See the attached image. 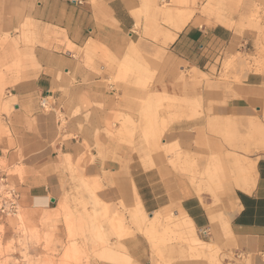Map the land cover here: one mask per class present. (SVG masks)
Segmentation results:
<instances>
[{
    "label": "crops",
    "instance_id": "0c3cea01",
    "mask_svg": "<svg viewBox=\"0 0 264 264\" xmlns=\"http://www.w3.org/2000/svg\"><path fill=\"white\" fill-rule=\"evenodd\" d=\"M241 1L245 2L231 0L229 6L234 9ZM251 1L264 19V0ZM208 7L204 14L209 13ZM144 8L141 0H0V161L5 163L0 166V185L15 190L24 223L37 227L45 213L58 208L65 191L73 188L72 167L84 182L102 185L94 204L136 210L140 202L142 216H151L154 224H162L160 218L168 209L176 213L182 209L175 215L176 228L186 235L197 231L204 243L192 236L190 242L209 246L203 248L204 254L215 247L222 256H239L240 263L235 264H264V158L245 162L235 153L222 154L223 145L212 143L209 146L225 159L217 160L221 166L210 162L198 169L190 146L165 144L179 148L173 152L176 157L166 167L149 170L143 155L116 146L113 135L124 124L127 128L148 125L157 102L168 97L196 100L197 91L176 85V80L188 72L194 80L214 75V68L220 73L217 61L223 62L240 45L234 32L222 25L228 23L223 13L211 20L195 15L192 7H162L160 14L172 25L164 29L145 19ZM213 21L221 24L207 25ZM202 22L207 24L195 25ZM154 31L157 41L147 38ZM256 42L254 34L253 47ZM123 66L128 81L114 83ZM150 71L157 80L153 87L145 81ZM200 95L205 110L216 112L222 120L229 118L226 128L260 126L252 113L264 105V75L250 74L233 89V97L210 88ZM215 122L209 124L212 131L226 136V128L215 130ZM172 126L168 140L188 144L196 139L194 128L204 124L186 118ZM167 128L147 140L146 152H154L158 166L171 154L159 150L158 144ZM259 132L264 136V130ZM201 141L206 143L207 135L199 130L195 143ZM254 149L262 151L264 146L254 145ZM172 170L180 175L173 181L179 188L174 195L169 193L172 182L163 178ZM191 186L197 194L207 186L215 198L217 186L228 192L237 189L235 208L227 200L220 209L212 207L210 199L201 201L191 195ZM134 222L138 230L143 225L142 217ZM151 223L144 228L148 230ZM124 231L125 227L120 233ZM142 239L139 234L132 237L126 243L128 256L119 258L128 264H145ZM100 254L118 260L110 249Z\"/></svg>",
    "mask_w": 264,
    "mask_h": 264
},
{
    "label": "rangeland",
    "instance_id": "374dc122",
    "mask_svg": "<svg viewBox=\"0 0 264 264\" xmlns=\"http://www.w3.org/2000/svg\"><path fill=\"white\" fill-rule=\"evenodd\" d=\"M141 1L145 3V8L141 13L147 15L145 19L157 24V26L164 27V29L172 27L170 22L166 19L164 20L160 14L164 7L178 9L192 7L196 10L195 15L203 16V18L206 16L211 20H214L216 14L223 13L228 17V23L222 25L234 32V36L239 38L238 42H240V45L235 46L233 55L226 56L223 62L221 60L217 61L218 69H221L220 73H217V69L214 68V75L210 76L204 73L203 77L194 80L192 73L188 72L176 80V85L179 84L186 88L193 87L197 91L196 100H191L192 102L187 99L176 101L167 96V99L155 104L154 115L153 117L151 115L148 125L127 128L124 124L122 129L117 131V135H113L114 139H117L116 146H123L129 149L130 153L143 155L142 162L144 167L149 170L166 167L171 161L170 159L176 157L173 152L179 150L178 147L183 149L187 146L191 147V160L196 162V165H199L198 169L206 167L210 162L221 166L219 161L224 160L226 156H222L218 151L211 148L209 144L212 143L223 145L222 154L235 153L239 157L246 159L245 162H248L247 159H258L259 161L264 158V150L254 149V145L264 146V136L259 132L264 130V105L260 111L255 110L252 113L254 116L252 118L260 123L259 127L249 126L243 128L234 124V126L226 128L225 120L229 118L222 120L215 116L216 112L210 109L205 110L206 105L202 95H200L205 88H210L213 91L224 90L233 97V89L237 85L243 84L250 74L264 75V61H260L264 56V28L261 27L264 19L260 16V9L256 7L254 10L251 0L235 4V6H232L234 9L229 6L232 4L231 0ZM206 4L209 6L208 9L210 11L204 14L203 9L207 7ZM237 17L239 22H235ZM205 23L202 22L195 25L201 26L205 25ZM211 24L221 23L213 21L207 25ZM254 34L257 41L255 47L252 46ZM147 38L157 41V31L152 32V35ZM241 40H245L243 44H241ZM132 66L134 64H127L126 67L130 68ZM136 66L140 68V64L137 63ZM126 67L120 68V71L122 70L120 77L114 80V83H125L128 81L125 77ZM153 76L150 71L148 79L145 80L149 87L156 85L157 80ZM192 81L198 84L193 85ZM199 100H201L200 103ZM197 106L198 109L195 111L194 108ZM177 107L182 109L178 110ZM184 107H188V109H184ZM157 113L161 115L158 121L156 120ZM193 113H199V115L194 116ZM186 118L201 120V123L204 124V126L194 128L196 139L188 144L170 142L166 134L173 129L172 124ZM215 121L218 123L215 130L220 131L221 128H226V136L213 132L209 127V124ZM167 126L168 128L165 129L166 131L158 144L159 150L164 151L167 149L171 154H168L167 158L161 162V166H158V163L154 160L156 159L154 152L151 150L146 152L148 147L147 140L157 138L153 135L154 132L157 130L163 131V128ZM199 130L206 132V143L202 141L195 143ZM259 133L260 136L258 135ZM226 137L229 140V144L226 140L224 141ZM165 144H177L178 147H163L162 145ZM249 149L251 152L248 153ZM152 161H154V166H151ZM0 166H5V163L0 161ZM70 169L73 188L69 192L65 191V196L60 200L58 208L45 213L37 227H29L24 223L20 207L16 214L3 212L2 205L6 196L4 191L9 187L5 188L0 185V264H99L100 262L128 264L126 260H121L119 256H128L126 243L137 234L143 237L145 264H195L196 262L204 261H208L209 264L240 263L239 256L233 253L222 256L213 247L212 253L206 255L203 248H209V246L203 244L200 246L201 249L198 244L190 242L192 240V238H189L190 236L200 238L197 235V231L194 234L186 235L184 230L176 228L178 219L175 215L182 209H179L177 213L174 208L168 209L164 212V216L160 218L162 224L153 223L148 228V234L142 232L144 225L151 223V216H146V219H144L141 214H136V210L133 207L128 208L120 205L110 209L108 206L94 204V199L97 202L99 200L98 192L102 189V185L84 182L82 176L74 172L72 167ZM170 172L168 175L164 174L163 178L165 182H172V185L169 186V193L174 195L179 188L173 186V181L180 175L173 170ZM9 173L10 175L12 174L11 172ZM186 188L189 189V187ZM191 188V195L198 196L201 201L210 199L213 204L212 207L216 206L218 209L221 208L226 200L229 206L233 207L234 199L239 193L237 189L228 192L217 186V198H215L207 192V186L203 187V191L200 194H197L192 186ZM229 210L232 211V209ZM140 217H142L143 225L138 230V224L134 220H138ZM123 226L125 231L120 233L124 229ZM167 227L170 229L165 230ZM168 235L171 237H168ZM202 243L204 242L202 241ZM229 245H234L230 238ZM105 248L110 249L118 257V260L109 261L104 259L100 252Z\"/></svg>",
    "mask_w": 264,
    "mask_h": 264
},
{
    "label": "built area",
    "instance_id": "2783aa9c",
    "mask_svg": "<svg viewBox=\"0 0 264 264\" xmlns=\"http://www.w3.org/2000/svg\"><path fill=\"white\" fill-rule=\"evenodd\" d=\"M47 101H45L43 104L45 107H48ZM5 201L2 205L3 212H8L10 214H16L18 211V197L13 189H6L5 191Z\"/></svg>",
    "mask_w": 264,
    "mask_h": 264
},
{
    "label": "bare ground",
    "instance_id": "6f19581e",
    "mask_svg": "<svg viewBox=\"0 0 264 264\" xmlns=\"http://www.w3.org/2000/svg\"><path fill=\"white\" fill-rule=\"evenodd\" d=\"M57 110V109H56ZM55 110V111H56ZM58 111V110H57ZM59 112V111H58ZM59 116V115H58ZM61 116V115H60ZM58 118V117H57ZM215 172V171H214ZM220 188V187H219ZM18 209H19V206H18ZM141 214L143 215L144 212H143V209H142V205L141 203L139 202V206L136 208V214ZM153 224V222L151 223V225ZM142 231H144L146 234H148V230H146L145 228L142 229ZM150 231V230H149Z\"/></svg>",
    "mask_w": 264,
    "mask_h": 264
}]
</instances>
